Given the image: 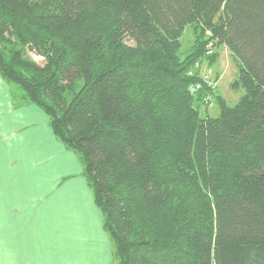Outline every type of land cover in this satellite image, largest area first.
<instances>
[{
	"label": "trees",
	"instance_id": "1",
	"mask_svg": "<svg viewBox=\"0 0 264 264\" xmlns=\"http://www.w3.org/2000/svg\"><path fill=\"white\" fill-rule=\"evenodd\" d=\"M221 48L233 106L189 74ZM0 78L79 159L112 263L264 264V0H0Z\"/></svg>",
	"mask_w": 264,
	"mask_h": 264
},
{
	"label": "crops",
	"instance_id": "2",
	"mask_svg": "<svg viewBox=\"0 0 264 264\" xmlns=\"http://www.w3.org/2000/svg\"><path fill=\"white\" fill-rule=\"evenodd\" d=\"M77 156L0 78V264H112Z\"/></svg>",
	"mask_w": 264,
	"mask_h": 264
},
{
	"label": "rangeland",
	"instance_id": "3",
	"mask_svg": "<svg viewBox=\"0 0 264 264\" xmlns=\"http://www.w3.org/2000/svg\"><path fill=\"white\" fill-rule=\"evenodd\" d=\"M181 40L183 44L182 51L187 50L193 40L188 30L185 31ZM213 52L215 51L213 50ZM35 60L38 63L42 62L40 59ZM198 67L199 69H197ZM195 68L192 69L189 74H195L196 71H198L197 73L199 74V79L203 80L205 75L211 78V81L213 82V88L216 90L215 92L225 101L227 105L233 106L238 102L243 92L242 90H233L230 86L235 79V70L231 64L229 54L224 48L219 50L218 58L214 64L209 66L207 62L202 61L198 63L197 67L195 66ZM12 88L16 89L15 86H12ZM211 101L212 100L210 99V103H212ZM206 102H208V100ZM207 108L208 109L204 110L205 114L211 117H216L218 115V108L215 104L208 105Z\"/></svg>",
	"mask_w": 264,
	"mask_h": 264
},
{
	"label": "built area",
	"instance_id": "4",
	"mask_svg": "<svg viewBox=\"0 0 264 264\" xmlns=\"http://www.w3.org/2000/svg\"><path fill=\"white\" fill-rule=\"evenodd\" d=\"M202 82L204 84H206L207 87L212 88L213 89V82L211 81V78H209L208 76L205 75V77L203 78ZM201 88V85H195L192 86L189 91L190 93H195L196 91H198Z\"/></svg>",
	"mask_w": 264,
	"mask_h": 264
}]
</instances>
